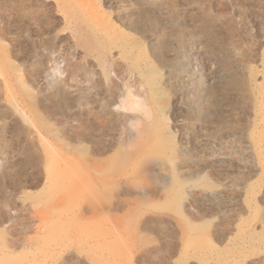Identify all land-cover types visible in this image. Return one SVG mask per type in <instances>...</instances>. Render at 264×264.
I'll return each mask as SVG.
<instances>
[{
    "label": "rangeland",
    "instance_id": "rangeland-1",
    "mask_svg": "<svg viewBox=\"0 0 264 264\" xmlns=\"http://www.w3.org/2000/svg\"><path fill=\"white\" fill-rule=\"evenodd\" d=\"M0 264H264V0H0Z\"/></svg>",
    "mask_w": 264,
    "mask_h": 264
}]
</instances>
